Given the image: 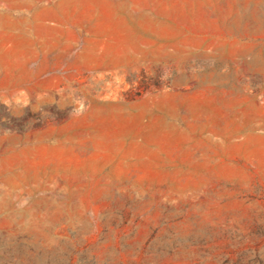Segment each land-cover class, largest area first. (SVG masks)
Masks as SVG:
<instances>
[{
  "label": "rangeland",
  "instance_id": "rangeland-1",
  "mask_svg": "<svg viewBox=\"0 0 264 264\" xmlns=\"http://www.w3.org/2000/svg\"><path fill=\"white\" fill-rule=\"evenodd\" d=\"M0 264H264V0H0Z\"/></svg>",
  "mask_w": 264,
  "mask_h": 264
}]
</instances>
